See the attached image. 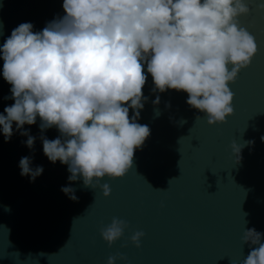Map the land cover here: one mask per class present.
Here are the masks:
<instances>
[{"label":"water","instance_id":"water-1","mask_svg":"<svg viewBox=\"0 0 264 264\" xmlns=\"http://www.w3.org/2000/svg\"><path fill=\"white\" fill-rule=\"evenodd\" d=\"M62 2L0 0V46L20 23L32 22L39 31L64 15ZM247 2L251 11L239 21L258 51L229 83L234 112L223 123L209 124L186 103V92L153 93L149 74L138 123L148 125L150 135L123 177L101 178L110 195L84 187L82 178L69 182L67 165L48 160L39 117L24 125L36 137L33 149L22 143L27 137L15 124L9 142L0 133V264H107L110 255L117 256L115 264H241L256 247L243 242L244 230L264 233V10L257 8L259 0ZM2 67L0 59V113L14 103L3 99L11 85ZM157 95L160 102L153 104ZM43 135L51 140L60 133L52 127ZM234 140L244 145L240 159L231 150ZM24 156L33 158L32 167L44 168L34 182L20 175ZM69 183L76 201L61 191ZM113 217L128 228L109 246L100 228ZM135 231L145 233L139 248L129 239Z\"/></svg>","mask_w":264,"mask_h":264},{"label":"clouds","instance_id":"clouds-1","mask_svg":"<svg viewBox=\"0 0 264 264\" xmlns=\"http://www.w3.org/2000/svg\"><path fill=\"white\" fill-rule=\"evenodd\" d=\"M256 6L264 10V0ZM62 8L64 15L42 30L20 23L0 46L2 76L11 85L3 99L14 101L0 113V133L9 142L15 124L27 137L22 143L33 149L36 137L24 125L39 117L43 153L53 164L67 165L69 182L82 178L84 187L108 196L111 188L101 178L123 177L132 167L135 150L150 135L148 125L138 123L149 74L153 93L186 92V103L209 124L234 112L229 83L258 51L239 21L251 11L247 0H63ZM159 102L157 95L153 104ZM52 127L60 135L50 140L43 132ZM243 146L232 142L236 159ZM32 159L21 157L18 165L29 182L44 171L32 167ZM61 191L78 200L71 183ZM126 228L127 221L113 217L100 234L111 246ZM144 235L135 231L129 239L139 248ZM262 236L255 228L244 230L243 242L256 247L241 264H264ZM116 259L110 255L107 264Z\"/></svg>","mask_w":264,"mask_h":264}]
</instances>
